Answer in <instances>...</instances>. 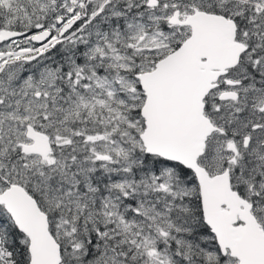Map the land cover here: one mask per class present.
<instances>
[{
  "label": "snow or ice",
  "instance_id": "1",
  "mask_svg": "<svg viewBox=\"0 0 264 264\" xmlns=\"http://www.w3.org/2000/svg\"><path fill=\"white\" fill-rule=\"evenodd\" d=\"M0 264H264V0H0Z\"/></svg>",
  "mask_w": 264,
  "mask_h": 264
}]
</instances>
